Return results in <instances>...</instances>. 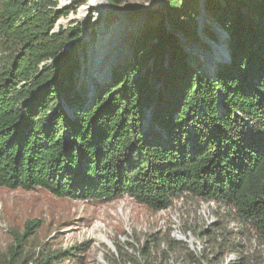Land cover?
I'll use <instances>...</instances> for the list:
<instances>
[{"label": "trees", "instance_id": "obj_1", "mask_svg": "<svg viewBox=\"0 0 264 264\" xmlns=\"http://www.w3.org/2000/svg\"><path fill=\"white\" fill-rule=\"evenodd\" d=\"M163 1L164 17L141 29L132 61L88 104L77 87L82 27L54 32L53 0L0 3V47L9 51L0 73V188L79 201L128 197L152 212L187 194L235 207L264 242V0H206L230 58L211 77L177 37L201 43L198 10L189 0ZM38 227L26 222L0 264L33 263L24 244ZM184 257L193 259L186 249Z\"/></svg>", "mask_w": 264, "mask_h": 264}, {"label": "rangeland", "instance_id": "obj_2", "mask_svg": "<svg viewBox=\"0 0 264 264\" xmlns=\"http://www.w3.org/2000/svg\"><path fill=\"white\" fill-rule=\"evenodd\" d=\"M53 1L58 4L55 16L60 18L54 32L59 27H82V43L77 48L80 65L77 87L87 89V104L95 97L98 88L111 82L115 69L132 61L141 29L160 22L165 15L163 0H121L120 4L109 7L106 5L109 0H97L101 3L95 6L91 5L94 0H72L65 6L61 0ZM189 2L198 10L196 19L201 43L194 44L180 34L177 37L190 63L194 66L193 60L197 59L201 71L211 77L218 66L228 63L227 37L207 16L204 9L206 0ZM119 16H122L124 27L129 26V29L122 31L120 39L111 49L113 53L118 51V55H114L117 59L113 60L107 76L99 80L91 73L95 64L92 54L99 41L112 33L113 25L121 19ZM206 29L213 39L204 35ZM217 45L223 46L225 58L213 70L206 69L204 58L213 54ZM66 49L71 50L70 47ZM8 55L9 51H3L0 47V73L3 69L1 58ZM153 110L154 107L145 111L142 122L146 130L150 127ZM33 220L39 222V227L24 244L28 258L34 260L30 264H35L43 257L50 258L51 264H170L178 263L185 254L186 248L169 247L170 231L167 227H158L154 212L130 198L123 197L111 202L79 201L57 198L42 189L12 191L0 188V259L7 256L15 245V234L21 235L25 223ZM99 235L106 240H101ZM254 239L255 231L250 227L245 233V244L249 245ZM164 254L168 255V259L164 258ZM252 259L253 264H264L256 252Z\"/></svg>", "mask_w": 264, "mask_h": 264}, {"label": "built area", "instance_id": "obj_3", "mask_svg": "<svg viewBox=\"0 0 264 264\" xmlns=\"http://www.w3.org/2000/svg\"><path fill=\"white\" fill-rule=\"evenodd\" d=\"M154 214L158 227H167L170 238L193 255V259L170 264H239L244 258H252L254 252L264 261V242L255 236L249 245L245 244V233L251 224L240 219L233 206L183 194L171 206ZM224 241L227 245L220 251L219 244ZM232 245L238 248L234 250Z\"/></svg>", "mask_w": 264, "mask_h": 264}, {"label": "bare ground", "instance_id": "obj_4", "mask_svg": "<svg viewBox=\"0 0 264 264\" xmlns=\"http://www.w3.org/2000/svg\"><path fill=\"white\" fill-rule=\"evenodd\" d=\"M63 6L69 5L72 0H61ZM96 3L100 4V1L94 0L91 2V5L95 6ZM84 11H81V14H83ZM122 16H119L121 18ZM123 19H119L116 21V23L112 27V33L101 39L98 43V45L95 47V52H93V60L94 65L91 69V73L95 75L99 80L104 79L108 71L110 69V66H112L113 60H116L117 56H114L115 54L118 55V51L113 53L111 49L115 46L116 42L120 39V34H122V31L124 32L127 28L129 29V26L124 27L123 25ZM223 41H221L222 43ZM225 50L223 49V46L217 45L213 49V54L208 55L204 58V66L206 69H212L216 66L218 62H221L225 58ZM99 238L101 240H106V238L102 235H99Z\"/></svg>", "mask_w": 264, "mask_h": 264}, {"label": "water", "instance_id": "obj_5", "mask_svg": "<svg viewBox=\"0 0 264 264\" xmlns=\"http://www.w3.org/2000/svg\"><path fill=\"white\" fill-rule=\"evenodd\" d=\"M106 5L109 7V4L106 3ZM124 14V13H123ZM227 37V36H226ZM227 61L229 62L230 61V58L228 57ZM110 245V244H109ZM111 246V245H110Z\"/></svg>", "mask_w": 264, "mask_h": 264}]
</instances>
